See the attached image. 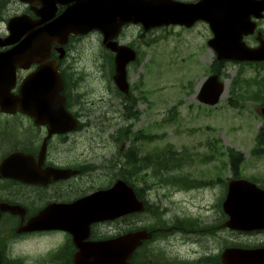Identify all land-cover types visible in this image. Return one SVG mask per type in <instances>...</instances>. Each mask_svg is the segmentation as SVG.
<instances>
[{
  "label": "flooded vegetation",
  "instance_id": "af4514ba",
  "mask_svg": "<svg viewBox=\"0 0 264 264\" xmlns=\"http://www.w3.org/2000/svg\"><path fill=\"white\" fill-rule=\"evenodd\" d=\"M166 1L173 4L176 17L184 20L194 15L189 6L201 1L203 10L209 11V0H0V52L23 44L15 79L5 95V102L13 99L16 103L6 107L0 104V264H82V254L91 255L92 264H226L223 255L227 248L264 249V227L251 231L227 227L226 184H201L199 176L191 185H158L161 190L155 199L146 188L138 191L144 205L141 210L130 211V201L117 202L124 207L117 215L98 222L82 221L87 211L69 205L97 190L109 189L117 179L114 164H97L111 179L92 183L91 175H87L100 170L91 171L97 153L86 145L91 146L92 139L72 134L47 138L46 126L35 124L31 113L34 105L18 96L23 80L38 68L33 60L55 62L63 81L60 95L69 107L65 78L73 69L67 60H115L111 43L133 49L135 60H150L153 58L144 57L141 49L150 48L166 29L175 30L176 39L194 30L202 42L197 58H205L200 51L210 50L208 22L196 20L189 26L175 24L149 30L133 23H122L119 29L116 26L125 16L146 13L147 2L162 10ZM255 13V8L245 12L246 28L254 24L257 29L242 35L248 47L258 45L259 31L264 38V22L256 19ZM68 15L79 24L80 33L66 38ZM212 60H217L214 53ZM108 140L115 142L114 138ZM122 169L124 172V166ZM51 174L52 180L47 182ZM205 190L208 193L202 194L197 204L194 192ZM52 241H57L54 247L30 256L13 252L18 243L35 246ZM92 242L97 243L96 248Z\"/></svg>",
  "mask_w": 264,
  "mask_h": 264
},
{
  "label": "rangeland",
  "instance_id": "374dc122",
  "mask_svg": "<svg viewBox=\"0 0 264 264\" xmlns=\"http://www.w3.org/2000/svg\"><path fill=\"white\" fill-rule=\"evenodd\" d=\"M188 35H183L176 39L172 33L167 34L166 39L155 42L152 47L145 51L155 58L152 60H137L128 68L127 77L132 87L133 95L137 97L136 108L140 115L134 122V130L143 129L144 133L155 135L148 144L141 146L145 152L154 150L162 151L170 147L176 151L193 154H204L209 152L208 143L217 141L221 154H226L228 147L233 148L243 154L246 159L255 158L256 170L264 173V160L262 157L256 158L252 155L255 148V136L262 126V117L258 112L259 102L262 100L244 99L234 97L239 96L241 91L235 88L233 81L235 77L252 79L261 77L264 70L256 69L249 65H242L238 62H224L221 66V77L225 82L226 90L222 99L215 106H203L196 99V91L204 78L210 74L213 65L212 52L206 50V60H196L190 57L183 59H168L173 54V49L180 46V41L186 42L184 53L192 52L199 47L200 38L190 40ZM163 48V50H154ZM78 52H81L78 50ZM82 55H86L82 52ZM162 57L168 60H158ZM73 67L81 73L83 79L79 92L82 94V106L92 111V117L87 125V129L81 132V136L88 140L92 139L91 146L87 144L90 151L97 154L93 157L96 164L104 163L117 153L120 145L108 140L118 127L123 124L122 106L118 97H115L114 90L110 87L105 73L98 69L101 60H68ZM241 70V71H240ZM239 73V75H238ZM253 85V84H252ZM252 86L250 91H254ZM147 92L149 101L139 98L140 93ZM235 99L237 105L230 107L227 104L229 99ZM238 105L243 106L239 108ZM149 130V131H148ZM91 141V140H90ZM104 145L107 150H101ZM264 150V145L262 146ZM89 152V151H87ZM216 153V152H215ZM198 158V157H197ZM203 165V164H202ZM194 164L191 168L194 173H202L208 166ZM99 172V171H97ZM105 171L100 172V178L93 177L92 180L102 181L105 178ZM103 173V175H102ZM229 171L223 172V177L229 176ZM254 173L250 164L246 168L245 174ZM154 185V184H152ZM217 191V188H215ZM155 191H152L151 197ZM203 193L194 192V199L198 204ZM18 243L13 247V252L19 256H30L41 252L43 249L54 247L57 241L37 243L35 246L29 242Z\"/></svg>",
  "mask_w": 264,
  "mask_h": 264
},
{
  "label": "water",
  "instance_id": "95a60500",
  "mask_svg": "<svg viewBox=\"0 0 264 264\" xmlns=\"http://www.w3.org/2000/svg\"><path fill=\"white\" fill-rule=\"evenodd\" d=\"M225 1L226 0H209V9L212 16L211 25L216 35V39H214V47L218 52V55L223 51H230L232 49L237 48L236 44L232 42V40H234L235 38L233 32L236 29V26L240 24V22L243 23V19L241 17L243 11L240 10V7H237V4L230 0H227L226 3ZM263 9H264L263 6L261 5L258 6V10H263ZM199 10L200 13L203 12V9L199 8ZM150 13L151 15H153L152 12ZM145 16H150V15L147 14ZM200 17H203V15L201 14ZM13 57H14L13 50L8 51L7 53L5 52L3 54H0V58H2L0 60H5V61L11 60V58ZM250 57L255 60L264 59V50L258 51L255 54H252ZM128 61L129 60L115 61L116 73L114 75V79L117 85L121 89H125V65ZM35 79L41 81L42 84H45L49 79V75L46 71L42 70L39 71L38 74H36ZM221 92H222V85L217 81V76H212L206 80L205 84L201 88L199 92V99L204 103H208L212 105L218 101ZM262 113L264 115V108L262 109ZM123 184L124 183L116 182L114 189H111V192L115 190L119 192L120 190L117 188L119 185L123 186ZM237 186H240V182L231 183L230 194L235 192ZM131 194L133 198L134 194L132 193V191ZM241 209H242V214L239 215L238 214L236 215L235 210L232 209L231 217L239 218L238 220H240V223H242V224H237L239 227H253L256 224L254 219H252L253 214H251L252 211L254 210V207L249 204H243ZM263 209L264 206L262 205L256 207L257 211ZM260 213L262 215L264 214V211ZM230 222L231 223L228 224L230 226L236 224L234 221H230ZM226 258L228 264H264V261L263 262L256 261V257H254V254L251 253V251L228 250L226 252Z\"/></svg>",
  "mask_w": 264,
  "mask_h": 264
},
{
  "label": "trees",
  "instance_id": "16d2710c",
  "mask_svg": "<svg viewBox=\"0 0 264 264\" xmlns=\"http://www.w3.org/2000/svg\"><path fill=\"white\" fill-rule=\"evenodd\" d=\"M256 144L258 146H261L262 144H264V132L263 131H260L256 137ZM212 149L214 147V145H211L210 146ZM166 152H168V154H175V151L171 150V149H168L166 150ZM228 152L230 154H235V153H238L236 151H234L233 149H228ZM158 161V159H157ZM161 162H163L164 164H169V163H177V162H180L182 161V158H168V157H164L162 158V160H160Z\"/></svg>",
  "mask_w": 264,
  "mask_h": 264
}]
</instances>
